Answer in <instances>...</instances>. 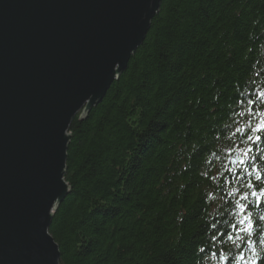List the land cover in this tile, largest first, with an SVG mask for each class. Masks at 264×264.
Masks as SVG:
<instances>
[{"label": "trees", "instance_id": "16d2710c", "mask_svg": "<svg viewBox=\"0 0 264 264\" xmlns=\"http://www.w3.org/2000/svg\"><path fill=\"white\" fill-rule=\"evenodd\" d=\"M259 128L264 0H161L69 127L70 191L48 230L60 264H264Z\"/></svg>", "mask_w": 264, "mask_h": 264}, {"label": "water", "instance_id": "95a60500", "mask_svg": "<svg viewBox=\"0 0 264 264\" xmlns=\"http://www.w3.org/2000/svg\"><path fill=\"white\" fill-rule=\"evenodd\" d=\"M161 0H0V264H60L69 127L104 98Z\"/></svg>", "mask_w": 264, "mask_h": 264}, {"label": "snow or ice", "instance_id": "6c2138e0", "mask_svg": "<svg viewBox=\"0 0 264 264\" xmlns=\"http://www.w3.org/2000/svg\"><path fill=\"white\" fill-rule=\"evenodd\" d=\"M257 131V136L255 137V141L256 142H262L264 141V128H259L256 129ZM249 140H252L253 138L251 136L248 137ZM250 151V150H249ZM241 163H245L244 161H241ZM258 179H264V176H260L258 177ZM253 195H255V193H253ZM244 199H247V197L245 196Z\"/></svg>", "mask_w": 264, "mask_h": 264}, {"label": "rangeland", "instance_id": "374dc122", "mask_svg": "<svg viewBox=\"0 0 264 264\" xmlns=\"http://www.w3.org/2000/svg\"><path fill=\"white\" fill-rule=\"evenodd\" d=\"M131 58V57H130ZM130 60V59H129ZM127 67V66H126Z\"/></svg>", "mask_w": 264, "mask_h": 264}]
</instances>
